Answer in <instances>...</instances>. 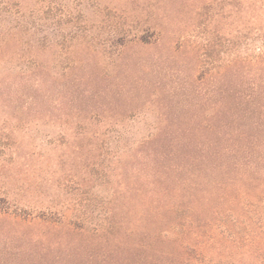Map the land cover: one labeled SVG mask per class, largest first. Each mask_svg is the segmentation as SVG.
<instances>
[{
  "label": "rangeland",
  "instance_id": "1",
  "mask_svg": "<svg viewBox=\"0 0 264 264\" xmlns=\"http://www.w3.org/2000/svg\"><path fill=\"white\" fill-rule=\"evenodd\" d=\"M0 264H264V0H0Z\"/></svg>",
  "mask_w": 264,
  "mask_h": 264
},
{
  "label": "trees",
  "instance_id": "2",
  "mask_svg": "<svg viewBox=\"0 0 264 264\" xmlns=\"http://www.w3.org/2000/svg\"><path fill=\"white\" fill-rule=\"evenodd\" d=\"M260 56V55H259Z\"/></svg>",
  "mask_w": 264,
  "mask_h": 264
}]
</instances>
